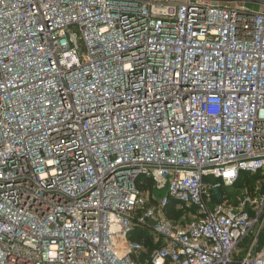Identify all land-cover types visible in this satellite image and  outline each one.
<instances>
[{
    "label": "built area",
    "instance_id": "2783aa9c",
    "mask_svg": "<svg viewBox=\"0 0 264 264\" xmlns=\"http://www.w3.org/2000/svg\"><path fill=\"white\" fill-rule=\"evenodd\" d=\"M263 172L264 13L0 0V264H264Z\"/></svg>",
    "mask_w": 264,
    "mask_h": 264
},
{
    "label": "rangeland",
    "instance_id": "374dc122",
    "mask_svg": "<svg viewBox=\"0 0 264 264\" xmlns=\"http://www.w3.org/2000/svg\"><path fill=\"white\" fill-rule=\"evenodd\" d=\"M248 9L255 12L264 13V7L254 6L245 4ZM244 177V178H243ZM252 177V176H250ZM247 175L242 176V180L232 188L221 189L215 191V199L225 203L227 205L236 206L244 195H248L255 201H258L264 196V172L255 176V178H250ZM179 218L182 216L180 212ZM264 234V231H263ZM152 241V240H151ZM243 249V246L240 247V250ZM242 256V254H241ZM238 256L234 257L235 261H238Z\"/></svg>",
    "mask_w": 264,
    "mask_h": 264
},
{
    "label": "trees",
    "instance_id": "16d2710c",
    "mask_svg": "<svg viewBox=\"0 0 264 264\" xmlns=\"http://www.w3.org/2000/svg\"><path fill=\"white\" fill-rule=\"evenodd\" d=\"M255 176L256 175H254V176H252L250 178L254 179ZM241 180H242V177H240L238 182H240ZM238 182H237V184H238ZM144 183L146 184L144 189L151 190L150 182H148V181L145 182L144 181ZM179 216H180V214H178V212L175 211V205L173 203H171V205L168 207V219H170V220H179L178 219ZM130 238L132 240H137V241L142 242L143 245L145 246V248L147 249V251H150L153 248V244H152L151 237H150V232L147 229H145V228L144 229L143 228H139V227L134 228L133 231L131 232V237Z\"/></svg>",
    "mask_w": 264,
    "mask_h": 264
},
{
    "label": "water",
    "instance_id": "95a60500",
    "mask_svg": "<svg viewBox=\"0 0 264 264\" xmlns=\"http://www.w3.org/2000/svg\"><path fill=\"white\" fill-rule=\"evenodd\" d=\"M193 1H205L219 4H249L254 6L264 7V0H193Z\"/></svg>",
    "mask_w": 264,
    "mask_h": 264
}]
</instances>
